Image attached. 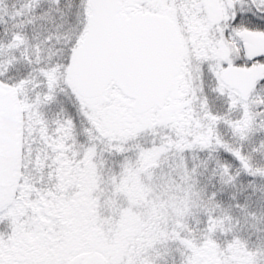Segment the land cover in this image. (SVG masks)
Listing matches in <instances>:
<instances>
[{
	"label": "snow or ice",
	"instance_id": "snow-or-ice-1",
	"mask_svg": "<svg viewBox=\"0 0 264 264\" xmlns=\"http://www.w3.org/2000/svg\"><path fill=\"white\" fill-rule=\"evenodd\" d=\"M0 264H264V0H0Z\"/></svg>",
	"mask_w": 264,
	"mask_h": 264
}]
</instances>
